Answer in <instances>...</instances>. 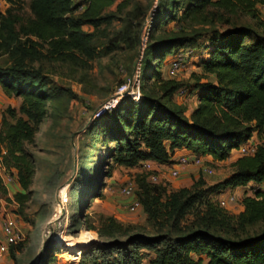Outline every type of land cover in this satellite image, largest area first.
Instances as JSON below:
<instances>
[{
    "label": "trees",
    "instance_id": "obj_1",
    "mask_svg": "<svg viewBox=\"0 0 264 264\" xmlns=\"http://www.w3.org/2000/svg\"><path fill=\"white\" fill-rule=\"evenodd\" d=\"M116 1L84 0L81 6L73 0H33L28 22L22 24L20 32L40 41L24 43H18L16 29L24 18L12 8L6 12L0 9V55L9 54L13 59V65L0 67V85L7 96L22 99L19 109L9 105L2 113L1 193L7 194L1 175L4 170L27 191L16 193L15 199L22 204L28 199L36 174V157L27 145L35 144L49 105L68 96L66 89L51 87L33 62L42 55L75 63L81 55L91 61L117 50L123 43L139 49L142 27L151 7L139 4L126 17L105 13ZM158 1L141 61L142 97L139 102L124 97L114 110L94 119L95 136L102 134L104 142H114L111 156L126 166L149 160L168 162L176 148L222 161L254 135L259 140L255 153L239 156L229 176L207 190L196 185L166 194L165 185L151 180V172L135 177L136 193L147 214L149 229L123 224L113 215L100 214L94 221L89 214H83L93 198L103 197L105 188L104 176L98 177L94 185L90 179L85 180V187L73 188L74 192L80 191L75 201L77 219L73 220L96 231L99 241L88 245L94 232L85 231L88 240L81 245L84 248L80 260L72 263L56 262L54 254L61 243L49 242L37 264H264V191L255 189L253 196H244V209L238 214L214 199L227 188L264 182V17L259 9L264 0ZM184 3L183 13L178 15ZM126 6V0H122L119 13ZM245 15L255 20L254 27L236 23L237 16ZM115 18L122 22V28L103 42V35L95 31ZM176 20L186 21L178 31L167 30ZM218 23L233 27L223 31L216 26ZM85 25H92L95 31H85ZM205 34L209 36L205 39L207 45L199 48L207 57L200 66L205 78L209 76L211 80L198 83V104L188 118L186 107L173 100L184 83L164 77L161 65L169 54L201 41ZM41 42L47 44V54H39L37 47L45 46ZM97 165L98 162L94 169ZM88 186L93 188L85 198L82 194ZM189 215L193 219L187 220ZM63 245L70 251L78 246ZM12 254L15 256L14 251Z\"/></svg>",
    "mask_w": 264,
    "mask_h": 264
},
{
    "label": "rangeland",
    "instance_id": "obj_2",
    "mask_svg": "<svg viewBox=\"0 0 264 264\" xmlns=\"http://www.w3.org/2000/svg\"><path fill=\"white\" fill-rule=\"evenodd\" d=\"M32 1L0 0L2 12L12 8L15 13L24 18V21L16 24V29L19 32L18 43H24L27 40L40 41L32 34L25 35L20 32L22 24L28 22L27 18L31 14ZM121 1L117 0L114 5L105 10V13H118L119 16L126 17L128 11L139 4L151 7L148 27L145 29V22L141 32L142 45H146L149 39L150 18L159 1L129 0L127 2L126 0L127 6L124 8L123 13H119L118 4ZM73 3H80L83 6L84 0H73ZM184 6L185 3L179 8L178 15L183 13ZM259 9L262 17H264V6H259ZM236 19L238 25L255 26V20L249 16H237ZM185 21H172L166 29L178 31L180 25H184ZM216 26L223 31L233 27L223 23H218ZM121 28L122 22L118 18L112 20L110 24H103L98 31H95L92 25L83 26V29L87 32L95 31L96 34L103 35V42L108 41L114 32ZM157 36L159 37L161 34H157ZM201 39V41L198 40L199 42L195 41L184 45L181 50L179 48L177 51L172 52L161 65L164 77L176 78L184 83L174 93L173 100L186 107L188 118L191 117L198 104L200 91L198 83L211 80L207 75L208 79L205 78L203 67L200 66L202 59H205L207 54L199 47L207 45L208 34H205ZM248 41H250V38ZM41 43L45 46L43 48L41 46L37 47L39 54L40 52L47 54V44L45 42ZM140 48L141 45L138 49L137 46L123 43L117 50L91 61H85V57L82 58L81 55H78L80 60L77 63L71 60L58 61L42 55L40 59L33 62L35 68L41 70L42 76L51 87L66 89L68 96H65L61 102L49 105L47 116L36 133L35 144L27 145V148L36 157V174L27 194L28 199L23 204L15 199L16 193H27L21 186L17 187L18 182L16 179L7 180V194L0 192V217L5 211L15 216L23 232L22 239L17 245L10 248L2 264H37L49 242L61 243V247L58 249L59 252L54 254L56 262H78L83 250L75 248L70 251L63 244L69 246L71 243L82 245L88 240L84 236L85 231L94 232L92 240L95 242L93 243L99 241L96 231L87 230L80 222L73 220L77 219L75 201L80 193V191L74 192L73 188L75 187L77 190L79 187H85L83 183L85 180L90 179L94 185L95 182L98 183V177L101 178L102 176L103 178L104 176L105 188L103 197L93 198L90 201L89 208L83 209V214H89V217L94 221H97L100 214L113 216L118 214L121 216L119 221L123 224L148 228L147 214L143 213L141 215L143 210L131 213L125 207L130 199L121 195L120 189L127 181H135V177L137 178L142 172L156 173L159 175L158 183L165 185L166 194H170L182 188H194L196 185L207 190L214 184L216 179L225 175L227 177L232 172V160L240 155L239 152H234V155H231V158L229 157L230 160L222 163L210 162L202 156L203 162L212 166L213 174H207L203 167L198 164H189L182 167L184 170L180 172L178 177H172L168 170L170 162L161 163L149 160L133 166L118 163L116 158L111 156L114 153V142H104L102 134L95 136L93 114L111 97L125 79L131 76L139 67L141 69L139 59L142 51ZM179 54H183L184 63L175 75H171L168 69ZM170 56L172 59L168 60ZM9 65H13L11 56L9 54L0 55V67ZM212 80L214 79L212 78ZM21 101V97H11V102L16 109H19ZM254 136L256 141L257 136ZM169 144L170 142H167V145ZM143 149L145 150L144 147ZM174 154L175 150L172 152V155ZM97 162L98 165L94 169ZM184 180L189 182L185 183ZM88 187L82 194L85 198H89L87 191L93 188ZM211 196L213 197V195ZM223 197H214V199L219 203V199ZM163 199H165V196ZM225 209L234 214L239 213L230 205L226 206ZM191 219H193V216L189 215L187 220ZM78 227L81 228L77 229ZM88 243L90 244V241ZM13 251L15 256L12 254ZM143 251L148 250L143 249ZM149 252L155 255L153 250H149ZM50 254H53V251ZM193 256L200 258L197 254Z\"/></svg>",
    "mask_w": 264,
    "mask_h": 264
},
{
    "label": "built area",
    "instance_id": "obj_3",
    "mask_svg": "<svg viewBox=\"0 0 264 264\" xmlns=\"http://www.w3.org/2000/svg\"><path fill=\"white\" fill-rule=\"evenodd\" d=\"M149 20L147 18L145 23V29L148 27L147 24ZM147 32V31H146ZM147 39V37H146ZM145 39V41H146ZM140 45L141 51L140 54V62L142 61L143 52L146 45H142L143 41L141 42L140 38ZM184 63V56L183 54H179L172 62L171 67L168 69L171 75H175L176 72L182 67ZM141 69L140 67L138 70H135L131 76L124 80V82L116 89V91L111 95L109 99H107L98 109H96L95 113L93 114V120L102 116L107 112H111L114 110L120 100L124 97H129L131 100L135 102H139L142 97L141 92ZM254 138L249 139L246 143L242 144L240 148L237 150L241 155H251L255 153L256 146L253 142ZM172 159V160H171ZM170 166H168L169 173L172 177H178L180 172L182 171L183 166L198 164L203 167V170L207 174H213V168L207 163L203 162V157L201 155H197L194 151L187 150L184 154H180L179 156H175L171 158ZM2 170L1 175L5 185L7 184V180L9 181L11 178L14 179L11 175L3 172ZM150 178L153 182L159 181V175L156 173H151ZM137 185L135 181L129 180L127 181L120 189V194L124 197L130 199L125 207L131 213H135L139 210H144L143 205L140 202L137 193ZM239 198L238 196L233 193L229 192L228 194L224 195L223 198L219 199V203L221 206L226 207L232 203H238ZM23 232L21 227L19 226L18 219L11 214L5 213L2 215L0 220V264L4 261L5 256L9 253L10 248L17 245L19 241L22 239ZM79 256V255H78Z\"/></svg>",
    "mask_w": 264,
    "mask_h": 264
},
{
    "label": "crops",
    "instance_id": "obj_4",
    "mask_svg": "<svg viewBox=\"0 0 264 264\" xmlns=\"http://www.w3.org/2000/svg\"><path fill=\"white\" fill-rule=\"evenodd\" d=\"M171 56H172V55H171ZM171 56L168 57V60H171V59H172ZM5 103H8V104H5ZM9 105L14 106V104L11 102V97L7 96V95L4 93V91H3V89H2V87H1V85H0V122H1V118H2V113H3V111H4ZM14 107H15V106H14ZM254 137H255V136H254ZM254 137H253V138H254ZM253 142H255V144H258V143H259L258 138L256 139V141L253 140ZM187 150H188V149H186V148H176V150H175V154L172 155V156L170 157V159L173 158V157H175V156L177 157V156H179L180 154H184ZM234 152L238 153L237 150H233V152H232L231 155H234ZM239 156H241V154L238 155L235 159H233V160L231 159V160L234 162ZM204 157H205L208 161L213 162V163H222V162H225V161L230 160V158H231V156H230V158H228V159H226V160L219 161V160H215L211 155H206V156H204ZM171 160H172V159H171ZM182 170H184V169H182ZM185 176H187V175H185ZM185 176H184V177H185ZM224 178H226V175L223 176V177H219L218 179H216V180L214 181V183L220 182V181L224 180ZM184 182L187 183V182H189V181L184 180ZM16 185H17L18 188L20 187V184H19V183L16 184ZM7 187H8V185H7ZM255 189H261L262 191H264V182H262V183H260V184H257V183H255V182L251 181V182H249L246 186H237V187H234V188H227L223 193L219 194L217 197L224 196V195L228 194L229 192H233V193H235V194L238 196V198H239V202H238V203H232V204H230V206H232V208H233L234 210H236V211H238V212H241V211L244 209V206H243V204H242V199H243V197H244V196H253L254 193H255ZM140 212H141V211H140ZM143 213L145 214V211H144V210H143V212L141 213V215H143ZM115 217H117L119 220H121V216H120V215L116 214ZM1 218H2V216L0 217V220H1ZM202 257L204 258L205 263H207V262H208V259H207L205 256H202ZM196 258L199 259L198 256H197ZM145 264H148V263L146 262Z\"/></svg>",
    "mask_w": 264,
    "mask_h": 264
},
{
    "label": "water",
    "instance_id": "obj_5",
    "mask_svg": "<svg viewBox=\"0 0 264 264\" xmlns=\"http://www.w3.org/2000/svg\"><path fill=\"white\" fill-rule=\"evenodd\" d=\"M93 242H95V241L90 240V244H93ZM87 244L89 245V243H87ZM76 248H77L78 250H81V249H83L84 247L81 246V245H78Z\"/></svg>",
    "mask_w": 264,
    "mask_h": 264
}]
</instances>
